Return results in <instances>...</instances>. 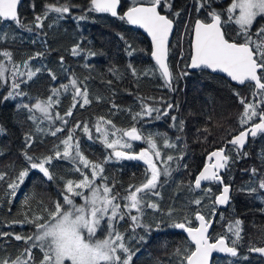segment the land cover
I'll list each match as a JSON object with an SVG mask.
<instances>
[{
    "label": "trees",
    "instance_id": "16d2710c",
    "mask_svg": "<svg viewBox=\"0 0 264 264\" xmlns=\"http://www.w3.org/2000/svg\"><path fill=\"white\" fill-rule=\"evenodd\" d=\"M65 2L66 0H23L19 18L33 30L28 31V28L18 27L11 22L0 26L2 31L7 33L6 38L0 33V52L10 51L15 63L22 66V62L29 56L38 52L44 53L43 56L30 61L31 67L40 68L41 72L33 80L21 84V90L26 95L0 103V128L4 129L0 132V172H6L9 178H14L20 169L27 166L22 155L25 133L34 134L35 139L29 154L43 157L52 153L54 145L64 139L68 135V129H73L78 121L88 122L95 137L97 134L94 125L101 116L112 120L116 128H130L133 121L129 109L131 113L139 112L140 98H144L154 107L163 108L169 102L178 105V108L171 110V116L177 117L176 122L172 121L170 116L156 120L155 113L153 117H146L136 122L137 128L144 134L166 135L171 141L176 142L177 149L183 150L184 153V159L176 162L179 167H176V163L173 164L175 170L167 183L160 188L161 196L156 198L162 211L145 209L144 222L153 224L151 234L146 237L147 243L131 244L133 249L139 248L133 264H156L157 259L163 264H169L173 260L171 254L177 247L194 250V245L186 237L184 230L168 226L156 230L153 222L164 218V213L169 208L175 209L177 213L175 218L181 221L187 215L188 227L198 225L194 215L198 210L206 216V219H213L212 200L220 192L222 185L210 183L198 192L189 191L188 185L194 182L196 175L204 167L207 154L223 147L226 139H231L230 130H239L238 118L243 108L234 92L251 99V85L237 86L227 78L207 70H190L188 65L192 55L193 22L197 18L205 17L202 14L205 9L211 10L205 8L197 13L193 7L196 0H174L170 1L172 4L170 9L167 7L160 9L162 13L173 19L176 25L169 47V65L174 77L175 91H170L164 86L158 73H151L155 66L150 58L152 45L137 28L109 14L91 13L86 21L75 19L84 14L88 0H67L71 5L78 7H73L71 13L65 14L62 19H57L56 13H50L42 29L34 27L35 16L43 13L46 4L59 5ZM127 2V0L121 1L119 15L130 7ZM221 2L223 4L218 5L212 0V7L218 12L226 9L227 2L225 4L223 0ZM176 12L180 15L174 16ZM258 21H263V18H259ZM77 43H80L85 51L81 55L74 56L71 49ZM129 51L132 52L131 55L128 54ZM88 52L96 55L88 56ZM61 57H63V65L60 62ZM129 65L136 69L137 75L132 74ZM49 70L56 75V80L51 79ZM146 71L149 72L147 76L144 75ZM185 72L187 75H182ZM73 77L87 86L93 102L83 108L77 104L72 109V116L66 117L68 123L63 125L65 131L58 133L56 137L46 132L50 127L61 126L60 121L50 125L47 120H43L40 126L46 132H38L34 123L27 119V111L17 110L16 105H31L35 103L36 98L45 99L51 95L53 88L68 84ZM108 81L112 83L109 84ZM6 91L7 86L0 88V93L6 94ZM71 91L70 87L68 92H62L59 97L60 103L54 106L53 114L59 112L64 115L68 111L73 103ZM97 96L103 99L97 101L95 99ZM161 98L163 104L160 102ZM113 103L119 110L112 108ZM181 120L184 122L183 130L173 126ZM231 125L233 129L230 128ZM205 128L208 129L207 132L203 131ZM74 134L80 138L81 150L90 161L101 163L111 154V149L105 148L97 140H88L79 128L74 129ZM133 143L137 150L143 146L147 147L144 140ZM158 143L162 144V141ZM177 149H162V156H179L181 153ZM244 151L248 155L235 159L228 170L222 173L224 183L231 184L234 191L229 208L223 210L217 206L210 234L213 241L219 235L225 234L229 222L237 218L241 219L243 221L239 249L241 255L237 258L216 257L213 264H232L233 261L235 264H264L262 257L248 251L251 246H264L262 243L264 232L261 231L264 229V201L261 199L264 197V192L250 195L246 191L249 186L255 187L261 179H264V136L251 138ZM185 164L188 165L187 169L183 167ZM145 168L143 162L113 158L104 164V175L109 177L111 183H115L114 190L123 195L129 184L139 185L143 181ZM252 169L258 171L253 173ZM52 170L58 176L73 180L82 178L79 174H69L68 162L53 161ZM7 182V180L0 181V232H8L11 235L0 237V257L15 259L28 245L23 241H16L14 235L27 237L34 233V228L30 224L14 223V221L23 220L24 213L29 211V208L37 211L41 199L45 204H48L49 200H56L59 188L56 181L49 183L42 179V174L33 170L18 189L16 197L8 198L2 195ZM59 187H62V184ZM208 188H211V193L205 195V190ZM242 188L245 191H241ZM33 194H36V200L30 205L24 204L25 197ZM9 199H11L10 203ZM195 199H202L200 206L190 203ZM75 203L80 204L82 200L77 198ZM129 223L130 221L127 220L121 222L118 226L119 231L124 232ZM137 234L144 233L137 229ZM32 255L34 264H39L42 253L34 249ZM174 264H179V260H175Z\"/></svg>",
    "mask_w": 264,
    "mask_h": 264
},
{
    "label": "snow or ice",
    "instance_id": "6c2138e0",
    "mask_svg": "<svg viewBox=\"0 0 264 264\" xmlns=\"http://www.w3.org/2000/svg\"><path fill=\"white\" fill-rule=\"evenodd\" d=\"M20 3L21 0H0V26L11 22L18 27L28 28V31L33 30L19 18L18 5ZM120 3L121 0H88L84 14L75 19L86 21L91 13L110 14L130 25H138L146 29L152 38L151 55L156 62L151 73H158L164 86L170 91H175L174 77L166 62L168 36L173 28V19L158 11L165 7L170 9L172 7L170 0H148L147 4L133 0V6L122 15L118 14ZM73 7L78 6L71 5L67 0L59 5L46 4L43 13L35 16L33 25L35 28L42 29L50 13H56L57 19H62L65 14L71 13ZM193 7L197 13L205 8L211 10L206 13L208 22L200 19L195 21L192 29L194 33L193 52L191 63L188 66L193 69L219 70L226 73L239 86L251 85L252 89L251 99L242 97L239 92H234L243 108L238 118L239 130H230L231 139H226L223 147L207 154V159L211 163L206 162L203 169L196 175L194 182L188 185L189 191L201 189L202 182L222 185V189L212 200L211 217L214 219L217 206L229 205L231 200L232 186L224 183L221 170L227 171L235 159L248 155L244 148L249 138L264 136V25H260L255 32L252 31L258 18H264V0H232L226 10L219 12L212 7V0H196ZM173 15L179 16L180 13L176 12ZM228 24L237 26L235 37H227L224 28ZM0 33L5 38L7 37V33H4L2 28H0ZM128 47L131 49V45ZM84 51L80 43L73 45L71 49L74 56L81 55ZM128 54L131 55L132 52L129 51ZM43 55L44 53L38 52L29 56L21 66L13 61L10 51L0 52V57H2L0 58V88L7 86L6 94L0 93V103L26 95L21 90V84L33 80L41 72L40 68L33 69L30 61ZM87 55L93 56L96 53L88 52ZM60 62L63 65V57L60 58ZM129 68L134 76L137 75L135 68L131 65ZM49 74L52 80L57 79L51 70ZM148 74L147 71L144 73L145 76ZM182 75H187V73H182ZM24 77L26 79H21ZM108 83L111 84L112 81ZM70 87L73 100L71 107L64 115L59 112L53 114L54 106L60 103V95L62 92H68ZM95 99L100 101L103 98L97 96ZM92 102L87 86L78 78L73 77L68 84L53 88L51 95L47 98H36L33 104H18L16 108L26 110L27 119L32 121L36 130L41 133L46 132L40 126L43 120H47L50 125H55L56 121H60L61 126L50 127L46 132L56 137L58 133L65 131L63 125L68 123L66 117L72 116V109L77 104L83 108ZM160 102L164 103L163 98ZM139 107L140 111L136 113H131L129 109L133 124L128 129L116 128L112 120L103 116L98 117L94 125L97 134L95 137L88 122L78 121L73 129H68V135L54 145L52 153L43 157L29 154L35 139L34 134L25 133L22 155L27 166L20 169L14 178H9L6 172H0V181H8L2 195L15 198L18 189L33 170L42 174V179L49 183L56 181L59 190L56 200H49V203L45 204L41 199L38 202L37 211L29 208V211L24 213L23 220L14 221V223L32 225L34 233L27 237L14 235L16 241H23L28 246L15 259L0 257V264H34L32 255L34 249L42 253L39 264H65L66 261L70 264H133L139 248L133 249L131 244L133 242L147 243L146 237L153 230V224L144 222L145 209H151L154 212L162 211L156 199L161 196L160 188L172 176L175 170L173 164L184 159L183 150L177 149V143L171 141L166 135L144 134L136 126V122L146 117H153L154 113L156 120L170 116L171 120L176 122L177 117L171 116V110L178 108V105L169 102L163 108L154 107L144 98H140ZM112 108L119 110L114 103ZM37 113L40 115L38 116ZM173 126H178L180 130H183L184 122L181 120ZM75 128H79L88 140H97L105 148L111 149V154L106 156L101 163L90 161L81 150L80 138L74 134ZM3 131L4 129L0 128V132ZM203 131L207 132L208 129L205 128ZM140 140H144L147 147L138 153L131 151L133 142ZM158 141H162V144ZM165 148L177 149L181 154L163 157L162 149ZM113 158L142 161L146 165L143 181L139 185L129 184L123 195L114 190L115 183H111L109 177L104 175V164ZM53 161L68 162L70 164L69 174H79L82 178L73 180L58 176L52 170ZM176 167H179L178 163ZM183 167L187 169L188 165L185 164ZM251 171L256 173L258 170L252 169ZM61 184L62 187H59ZM241 191L245 189L242 188ZM246 191L250 195L264 192V179H261L255 187L249 186ZM208 193H211V188L205 190V195ZM77 198H80L82 203L76 204ZM261 199L264 201V197ZM35 200L36 194H33L25 197L24 204L30 205ZM8 202L10 203L11 199ZM190 203L200 206L202 199H195ZM176 215L175 209L169 208L164 213V218L153 222L155 229L160 230L162 226H168L184 230L194 245V250L177 247L171 254L173 260L169 264H174L175 260H179V264H209L213 252L232 258L241 255L239 251L243 233L241 219L237 218L229 222L225 234L210 241L209 228L212 226L213 219H206V216L198 210L194 215L199 221V226L193 228L186 226L187 215L182 221L176 219ZM126 220L130 221L128 228L124 232L119 231V224ZM137 229L144 234L138 235ZM261 231L264 232V229ZM98 233L103 235V238H98ZM10 235L8 232H0V237ZM248 251L264 256V246H251ZM156 264H163V262L157 259ZM232 264H235V261Z\"/></svg>",
    "mask_w": 264,
    "mask_h": 264
},
{
    "label": "water",
    "instance_id": "95a60500",
    "mask_svg": "<svg viewBox=\"0 0 264 264\" xmlns=\"http://www.w3.org/2000/svg\"><path fill=\"white\" fill-rule=\"evenodd\" d=\"M142 3H144V2H142ZM22 4H23V0H21V3L18 5V15H19V10H20ZM144 4H147V3H144ZM120 7H121V3H120V5L118 6V12H119ZM127 9H128V8H127ZM127 9H126V11H127ZM158 11H160V9H158ZM160 12H161V11H160ZM161 14H162V15H166L165 13H162V12H161ZM109 15H110V14H109ZM132 26L135 27V28H137V29H138V30H139L144 36H146V37L150 40V43H151V45H152V51H153V42H152V38H151L150 34L147 32V30L144 29V28H142V27H140V26H138V25H132ZM175 31H176V25H175V22L173 21V28H172V31L169 33V36H168V43H167V47H168V55H167V58H166V62H167V64H168V66H169V47H170V44H171V41H172V38H173V35H174ZM193 42H194V33H193V36H192V45H193ZM192 45H191V47H192ZM192 52H193V47H192ZM150 58H151V60H152L154 63H156V62H155V59L152 57V55L150 56ZM190 63H191V59H190ZM189 65H190V64H189ZM169 68H170V66H169ZM189 68H190V70H192V71H194V70H202V69H199V68H197V69H193V68H191V67H189ZM204 70H207L208 72H210V73H212V74H215V75L223 76V77L227 78L232 84L239 86L238 83L235 82V81H232V80L230 79V77L227 76L226 73H223V72H221V71H219V70H217V71H212V70H208V69H204ZM170 71H171V69H170ZM250 139H251V138H249V140H248L246 146H248V144H249V142H250ZM140 141H141V140H140ZM140 141H135V142H140ZM246 146H245V147H246ZM207 160H208V159H207ZM208 163H211V162L208 161ZM202 169H203V168H202ZM202 169H201V170H202ZM223 172H224V170H221V175H222ZM223 181H224V180H223ZM207 184H210V182H202V188H203L205 185H207ZM202 188H201V189H198V190H195V191H197V192H198V191H201ZM232 195H233V188H232V191H231V199H232ZM230 202H231V200H230ZM229 206H230V204H229V205H222V206H219V207H220L221 209L225 210V209L229 208ZM213 225H214V219H213L212 226L209 228V238H210V241H212V239H211V237H210V234H211V231H212ZM198 226H199V221H198V225H197L196 227H198ZM196 227H193V228H196ZM185 235H186V237L190 240V238H189L188 235H187V232H185ZM213 241H214V240H213ZM252 254H253V255H256V256H260V257H262V258L264 259V256H261L260 254H256V253H252ZM224 256H228V255H225V254H222V253L213 252L212 255H211V257H210V259H209V264H213L214 259H215L216 257H224Z\"/></svg>",
    "mask_w": 264,
    "mask_h": 264
},
{
    "label": "flooded vegetation",
    "instance_id": "af4514ba",
    "mask_svg": "<svg viewBox=\"0 0 264 264\" xmlns=\"http://www.w3.org/2000/svg\"><path fill=\"white\" fill-rule=\"evenodd\" d=\"M170 1H174V0H170ZM214 1V3H217L218 5H222L223 3L221 2V0H213ZM224 1V4L226 3V9L230 6V4H231V2H232V0H223ZM225 9V10H226ZM208 11H210V10H204L203 12H202V14L203 15H205V17L204 18H197V19H200V20H204V21H206V22H208V17H207V15H206V13L208 12ZM197 19H195V21L197 20ZM259 19V18H258ZM195 21L193 22V26H194V24H195ZM260 25H264V18H263V21H258L256 24H255V26H254V28L252 29V31L253 32H255V30L257 29V28H259L260 27ZM237 26L235 25V24H228V25H226L225 26V28H224V31L226 32V34L231 38V37H233V36H235L236 35V32H237Z\"/></svg>",
    "mask_w": 264,
    "mask_h": 264
},
{
    "label": "rangeland",
    "instance_id": "374dc122",
    "mask_svg": "<svg viewBox=\"0 0 264 264\" xmlns=\"http://www.w3.org/2000/svg\"><path fill=\"white\" fill-rule=\"evenodd\" d=\"M128 2V5L129 6H133V0H127ZM137 2H139V3H142V2H144V3H148V0H137ZM182 35H184V34H182ZM184 57V56H183ZM183 57H181V58H183ZM230 128H232L233 129V125H231V127ZM111 138H117V137H111ZM144 148H146L145 146H143L142 148H139L138 150L137 149H135V146H134V143H133V147H132V149H131V151H133V152H140L141 150H143ZM138 162H142V161H138ZM99 182V181H98ZM98 238H103V235H101L100 233H98ZM65 264H70V262H68V261H66L65 262Z\"/></svg>",
    "mask_w": 264,
    "mask_h": 264
},
{
    "label": "bare ground",
    "instance_id": "6f19581e",
    "mask_svg": "<svg viewBox=\"0 0 264 264\" xmlns=\"http://www.w3.org/2000/svg\"><path fill=\"white\" fill-rule=\"evenodd\" d=\"M233 188V187H232ZM233 191H234V188H233Z\"/></svg>",
    "mask_w": 264,
    "mask_h": 264
}]
</instances>
